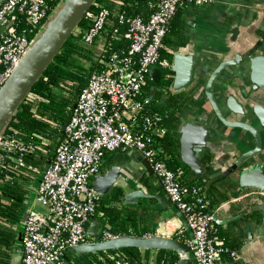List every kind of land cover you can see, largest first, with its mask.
<instances>
[{"label":"built area","instance_id":"built-area-1","mask_svg":"<svg viewBox=\"0 0 264 264\" xmlns=\"http://www.w3.org/2000/svg\"><path fill=\"white\" fill-rule=\"evenodd\" d=\"M208 2L161 0L151 5L156 10L148 19L129 16L119 8L87 12L93 23L85 30L78 27L74 34H82L84 44L93 48L96 67L78 97L54 158L49 160L37 184L30 187L34 206L22 231V264H69L66 256L75 247L123 236L109 228L94 235L89 232L90 221L103 197L93 190V183L102 174L108 154L135 150L148 160L165 195L184 218V223L173 232L165 224L143 237L184 242L194 264H223L224 252L234 261L240 260L237 251L221 247L223 242L213 237L219 228L208 212L203 188L183 184V171L170 169L159 157L161 152L156 147L158 139L168 134V117L151 112L150 98H143L153 81L152 70L171 68L163 53L167 49L165 38L178 10ZM50 14L47 0L0 2V90L32 42L16 31L13 21L23 15L27 25L39 32ZM17 135L12 128L0 135V173L8 166V160L18 169L25 156L46 155L41 144L26 143ZM100 259L103 264H131L124 256Z\"/></svg>","mask_w":264,"mask_h":264},{"label":"crops","instance_id":"crops-1","mask_svg":"<svg viewBox=\"0 0 264 264\" xmlns=\"http://www.w3.org/2000/svg\"><path fill=\"white\" fill-rule=\"evenodd\" d=\"M182 19L185 22L184 45L176 51L185 48L188 43L193 44L196 72L195 81L184 93L193 98L194 102L180 113L175 131L180 156L181 127L186 122L205 125L209 134L206 153L201 160L202 173H196L186 165L182 156L181 160L187 170L196 175L194 178L198 180L200 187L206 189L207 201L214 210L218 228L221 226L222 234L227 237L226 243L240 254L238 262L264 264V128L258 119L251 120L250 115H235L227 106V99L232 98L246 112H251L255 105L264 107V88L252 90L250 65L244 60L254 48L257 49V55H264V41L261 43L264 37V0H209L199 6L189 5ZM225 58L242 63L225 70L215 82L216 101L228 120L252 122L263 139L262 151L244 160L240 158L255 149L256 140L249 132L229 128L218 120L205 94L210 75ZM155 70L161 73L159 68L152 72ZM158 75L152 74V79ZM187 140L190 142L192 155L197 157L196 135L189 133ZM131 153L108 154L102 173L116 165L126 164L136 169L129 158ZM137 173L138 180L142 183L145 172ZM36 182L30 187L35 186ZM151 186L154 190L151 194L160 193L157 189L161 185L156 178ZM30 187L29 191H32ZM151 208L159 213V218L149 233L156 232L165 224L173 232L184 223L183 216L174 206L167 208L157 202ZM25 215L26 211H23L15 224L17 239L22 234ZM100 218L101 216L96 215L90 221L89 229H96V234L102 230ZM22 258L20 243L16 242L11 264H22Z\"/></svg>","mask_w":264,"mask_h":264},{"label":"trees","instance_id":"trees-1","mask_svg":"<svg viewBox=\"0 0 264 264\" xmlns=\"http://www.w3.org/2000/svg\"><path fill=\"white\" fill-rule=\"evenodd\" d=\"M47 1L49 12L52 13L62 0ZM160 1L97 0L89 11L96 13L103 8H119L129 16H141L148 19L156 10L151 5H157ZM187 7L178 10L165 38L167 49L163 56L167 57L170 62H172L174 52L184 45L185 22L182 16ZM92 23L93 20L85 16L78 29H88ZM12 26L19 34L26 35L30 40L38 34L37 30L27 25L23 15L18 16ZM95 61V52L93 48L84 44L82 34L79 36L73 34L44 70L9 123L8 128L17 131L18 138L26 143L41 144L46 150V155H42L41 158L25 156L18 169L13 167L12 160H8L6 163L8 166H5L4 171L0 173V264H11L17 242L15 224L23 214L28 197L30 198L29 187L37 181L49 165L51 156H54L61 127L85 88L91 73L89 69ZM161 73V82L157 84L155 81H150L143 95V98H150L151 112L168 117L165 122L168 134L158 139L159 145L156 149L161 152L159 157L168 164L170 169L183 171L180 177L183 184L200 186L198 180L194 178L196 175L187 170V166L181 160L179 141L175 132L180 113L193 104L194 100L187 94H174L170 91L172 78L168 80L165 77L173 75L171 68L162 70ZM153 181L144 173L142 183L150 193H154L151 186ZM157 190L165 194L162 186ZM203 195L207 199L205 188ZM122 196L123 190L118 187L108 196L100 199L96 215L101 216L102 228H109L116 234L138 237L151 232L155 221L159 218V213L151 208L152 205L157 204V201L155 199L146 200L141 207L125 206L121 202ZM213 237L223 242L221 247L233 250V247L226 243L227 237L222 234L221 226ZM181 239L183 240L184 237L181 236ZM110 255L124 256L131 264H176L179 261V255L173 251H148L136 248L84 256L72 252L68 253L66 258L69 264H103L100 258L108 259ZM222 257L226 264H242L234 261L227 252L222 253Z\"/></svg>","mask_w":264,"mask_h":264},{"label":"water","instance_id":"water-1","mask_svg":"<svg viewBox=\"0 0 264 264\" xmlns=\"http://www.w3.org/2000/svg\"><path fill=\"white\" fill-rule=\"evenodd\" d=\"M96 1L97 0H62L59 6L52 11L43 27L32 40L27 54L20 61L10 79L0 90V135L7 130L19 106L25 100L44 70L53 61L65 42L74 34L75 30L79 27L87 12L94 6ZM263 41L264 37L261 43ZM256 52V48L252 49L244 59L247 60L250 65V77L253 83V91L264 88V55H257ZM241 63L225 58L210 75L205 87V94L218 120L229 128L242 129L243 131L249 132L256 140L255 149L245 153L240 158L244 160L262 151V134L253 126L252 122L228 120L214 95L215 82L222 73L228 68L238 66ZM95 67L96 63H93L89 69L90 72H93ZM172 71L174 72V80L170 85V91L174 94L185 93L195 81L196 63L192 43H188L185 48H181L174 53ZM159 76L160 72L158 76L153 78L155 83L159 82ZM227 106L230 112L235 115H250L249 118L251 120L258 119L264 128V107L255 105L251 112H246L244 108L237 104L232 98L227 99ZM75 107L76 104L67 115L61 127L56 146L61 141ZM189 133L196 135L198 141L196 143L198 147L196 149L197 157L192 155L193 151L190 148V140H187ZM181 134V156L183 162L196 173H202L201 160L206 153L209 129L205 125L188 121L181 127ZM53 158L54 156H51V160ZM129 158L136 165V169L126 164L113 166L108 171L95 178L93 190L101 196H108L116 187H119L123 190L121 202L125 206L133 205L141 207L146 200L155 199L161 206L172 208L173 205L166 195L162 193H149L148 189L138 180L137 172L139 171L145 172L149 178L155 180L154 171L143 154L135 150L131 153ZM259 189L262 191L261 188ZM209 212L212 215L214 214L212 206H209ZM29 213L30 210H27L25 221ZM89 232L94 235L97 233V230L89 229ZM22 239L23 236L20 234L17 242L21 243ZM127 248L148 251H173L179 255V261L176 264H194L190 248L187 244L177 239L165 237L146 238L123 235L114 240L93 242L75 247L74 252L79 256H84L109 251H120ZM16 249H19L18 245Z\"/></svg>","mask_w":264,"mask_h":264},{"label":"rangeland","instance_id":"rangeland-1","mask_svg":"<svg viewBox=\"0 0 264 264\" xmlns=\"http://www.w3.org/2000/svg\"><path fill=\"white\" fill-rule=\"evenodd\" d=\"M152 74H156V75H158V74H159V71L155 70V71L152 72ZM87 84H88V80H87V83H86L85 87L87 86ZM152 90H154V88H152ZM153 92H154V91H153ZM33 204H34V194H30V198L28 197V202H27V204L25 205L24 212H25V211L27 212V210H31V209H33ZM38 207H39V206H38ZM21 231H23V228H21Z\"/></svg>","mask_w":264,"mask_h":264},{"label":"flooded vegetation","instance_id":"flooded-vegetation-1","mask_svg":"<svg viewBox=\"0 0 264 264\" xmlns=\"http://www.w3.org/2000/svg\"><path fill=\"white\" fill-rule=\"evenodd\" d=\"M161 72H162V70H161ZM159 78H160V79H159V82H158L157 84H159V83L161 82V80H162V73H160ZM170 78H172V79H171V84H172V82H173V80H174V79H173V78H174V74H173V75H170V76H168V77H165V79H168V80H169ZM171 84H170V85H171ZM179 94H182V93H179ZM116 188H118V187H116Z\"/></svg>","mask_w":264,"mask_h":264}]
</instances>
